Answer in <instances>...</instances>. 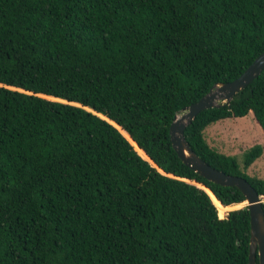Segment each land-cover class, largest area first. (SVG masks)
Returning <instances> with one entry per match:
<instances>
[{
    "label": "trees",
    "instance_id": "1",
    "mask_svg": "<svg viewBox=\"0 0 264 264\" xmlns=\"http://www.w3.org/2000/svg\"><path fill=\"white\" fill-rule=\"evenodd\" d=\"M263 50L264 0H0V264H247L246 206L217 215L242 193L184 165L168 126ZM249 113L264 136V68L183 135L264 197L262 146L202 133Z\"/></svg>",
    "mask_w": 264,
    "mask_h": 264
},
{
    "label": "water",
    "instance_id": "2",
    "mask_svg": "<svg viewBox=\"0 0 264 264\" xmlns=\"http://www.w3.org/2000/svg\"><path fill=\"white\" fill-rule=\"evenodd\" d=\"M263 68L264 50L236 78L224 83H215L198 100L183 108L180 111L182 113L179 116L176 114L168 126L171 147L184 165L207 181L223 186H235L242 193L249 217L247 264H255V258L257 264H264V217L261 208L263 196L258 195L244 178L219 171L198 157L186 142L183 131L199 111L221 103L227 104L232 96L254 79ZM96 115L106 119L97 113ZM145 160L151 164L149 159Z\"/></svg>",
    "mask_w": 264,
    "mask_h": 264
},
{
    "label": "rangeland",
    "instance_id": "3",
    "mask_svg": "<svg viewBox=\"0 0 264 264\" xmlns=\"http://www.w3.org/2000/svg\"><path fill=\"white\" fill-rule=\"evenodd\" d=\"M181 113H178L177 116ZM202 133L204 140L210 147L236 158H239L241 152L246 148L254 144L261 145L260 156L246 168L245 172L250 176L264 178V136L250 113L243 117H231L212 122L203 129ZM196 185L201 187L199 184ZM262 200L264 201V197ZM243 206H245L244 201L221 213L217 212V215L220 218L224 217L227 211Z\"/></svg>",
    "mask_w": 264,
    "mask_h": 264
}]
</instances>
